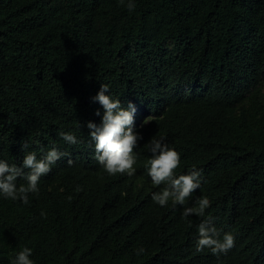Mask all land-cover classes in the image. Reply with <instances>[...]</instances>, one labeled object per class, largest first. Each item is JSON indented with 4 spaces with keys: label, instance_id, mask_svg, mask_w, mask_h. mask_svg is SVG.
<instances>
[{
    "label": "trees",
    "instance_id": "16d2710c",
    "mask_svg": "<svg viewBox=\"0 0 264 264\" xmlns=\"http://www.w3.org/2000/svg\"><path fill=\"white\" fill-rule=\"evenodd\" d=\"M135 3L0 0V159L67 153L29 204L0 196V264L25 246L35 264H264V0ZM101 84L135 105L132 176L95 159ZM160 137L180 153L178 175L202 171L184 206L152 200L147 145ZM204 196L205 217L235 238L226 254L195 250L205 217L182 213Z\"/></svg>",
    "mask_w": 264,
    "mask_h": 264
},
{
    "label": "clouds",
    "instance_id": "9594fccd",
    "mask_svg": "<svg viewBox=\"0 0 264 264\" xmlns=\"http://www.w3.org/2000/svg\"><path fill=\"white\" fill-rule=\"evenodd\" d=\"M120 5L133 12L136 8L135 0H120ZM109 93L107 84H101L97 95L93 97L103 108V115L100 124L92 121L87 123L89 137L94 141L95 159L103 167V170L110 176L135 174L137 155L135 149L139 141L143 139L142 134L135 131L133 127L135 105L128 103L127 108L122 107L119 98H113ZM97 116L101 113L96 112ZM59 136L68 144H77V136L70 131H61ZM164 137L153 138L147 145L152 157L146 163L148 176L153 186L160 188L152 193V200L160 207H167L169 203L173 207L186 205L192 193L201 184L202 171L193 166L186 174H177L180 167V153L169 147L164 142ZM25 145H22L24 148ZM44 152V149H40ZM67 153L61 152L59 148H50L42 158H37L35 151L27 152L22 164H9L6 160L0 159V196L11 201L20 200L24 204L30 203V195L39 194V181L44 175L51 171L61 157ZM25 170H28L27 172ZM19 178L26 180V183L17 184ZM163 185V187H160ZM80 189L77 188V191ZM210 200L204 196L196 200V206H185L182 215L188 217L195 214L205 217V210L210 206ZM46 214L42 211L41 216ZM198 238L195 244L196 252L210 249L213 254H226L234 246V236L226 232L221 237L220 232L214 226L210 217H205L198 225ZM33 249L23 247L10 260V264H35L31 259ZM145 252L143 247L135 250L136 255Z\"/></svg>",
    "mask_w": 264,
    "mask_h": 264
}]
</instances>
